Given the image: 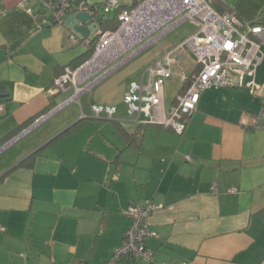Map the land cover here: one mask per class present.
<instances>
[{
  "label": "crops",
  "instance_id": "1",
  "mask_svg": "<svg viewBox=\"0 0 264 264\" xmlns=\"http://www.w3.org/2000/svg\"><path fill=\"white\" fill-rule=\"evenodd\" d=\"M46 1L0 0V264H106L131 224L124 210L146 200L157 206L148 226L157 234L145 242L153 258L118 264H264V129L244 125L264 108V42L255 91L204 90L177 134L134 121L123 95L149 87V68L170 52L169 109L165 84L171 106L187 86L179 71L198 70L183 44L197 26L188 20L191 31L173 41L167 34L184 21L151 32L141 45L156 42L101 59L77 88L57 90L54 79L81 67L88 47L53 21ZM117 1L128 9L146 0ZM208 2L264 26V0ZM118 14H104L99 29L115 31ZM91 105L114 108L115 118L91 116Z\"/></svg>",
  "mask_w": 264,
  "mask_h": 264
},
{
  "label": "built area",
  "instance_id": "2",
  "mask_svg": "<svg viewBox=\"0 0 264 264\" xmlns=\"http://www.w3.org/2000/svg\"><path fill=\"white\" fill-rule=\"evenodd\" d=\"M74 1L48 0L45 6L53 21L64 25L66 16L71 12H91L90 6L83 0L77 5H74ZM118 7L117 0H104L100 12L110 15ZM118 18L121 21L118 28L115 31H102L97 36L91 56L81 67L75 70L65 67L63 73L54 79L57 90L66 89L68 84L77 88L79 78L87 75L85 66L89 67L90 63L97 64L93 66L96 67L100 65V62H97L101 59L104 63L109 62L124 53L126 48L141 45L149 33L160 30V34H164L185 20H190L197 26V30L187 37L183 44L193 53L198 70L190 75L184 70L179 71L181 80L187 86L175 97L174 103L167 110L163 80L171 76L175 59L170 52H165V64L157 61L154 67L149 68L150 86L139 87L140 91L136 92L138 87L133 85L132 89L123 95L128 112L135 115L134 121L140 124L163 125L172 128L177 134H182L189 117L197 109L200 94L204 90L235 86L248 88L253 93L258 87L255 71L263 59L260 44L264 42V26L255 20H243L233 12L219 13L210 6L208 0H146L136 7L123 8ZM99 32L101 31L98 30ZM119 32L133 41L130 47L123 48V44H120L116 37ZM68 37L73 42L82 43L87 47L91 44L89 39L80 37L71 30ZM156 41L157 38H150L138 49ZM138 42L140 43L134 46ZM89 88L90 85L85 87L86 90ZM90 111L93 117L104 114L107 118H112L115 112L114 108L102 105H91ZM39 120L35 119V123ZM244 125L264 129V108L251 115L249 123ZM155 208L156 205L146 200L129 205L124 210L131 224L126 229L123 241L113 251L106 264H118L124 256L144 260L153 258V253L146 247L145 242L147 238L157 234L148 228L150 214Z\"/></svg>",
  "mask_w": 264,
  "mask_h": 264
},
{
  "label": "water",
  "instance_id": "3",
  "mask_svg": "<svg viewBox=\"0 0 264 264\" xmlns=\"http://www.w3.org/2000/svg\"><path fill=\"white\" fill-rule=\"evenodd\" d=\"M81 0H75L74 5H77ZM90 6L91 12L75 11L69 13L65 20L64 25L71 31L75 32L78 36L89 39L91 43L102 30L99 27L104 21V15L100 12V7L96 0H83ZM103 2V1H102ZM98 29L101 31L98 33ZM0 96L2 94L0 93Z\"/></svg>",
  "mask_w": 264,
  "mask_h": 264
},
{
  "label": "rangeland",
  "instance_id": "4",
  "mask_svg": "<svg viewBox=\"0 0 264 264\" xmlns=\"http://www.w3.org/2000/svg\"><path fill=\"white\" fill-rule=\"evenodd\" d=\"M187 22H189L188 20L187 21H184L183 23H181L176 29H174V30H172L169 34H167V37H166V41H173V40H176V39H174L173 37L174 36H182V34L183 33H185V32H190L191 31V26L187 23ZM142 42V41H141ZM140 42H138V43H136V44H134V46L135 45H137V44H139ZM163 43V42H162ZM130 47V46H129ZM130 48H132V47H130ZM129 48V49H130ZM128 48H126L125 50L126 51H128L129 50ZM125 51V52H126ZM112 53V52H111ZM114 54H116V53H113V55ZM117 58V56L115 57V58H113L112 60H114V59H116ZM100 64V63H99ZM116 71H118V69H115L114 71H113V73L112 74H110L108 77L107 76H105V78H103L102 80H100V82L102 83V82H104V81H106V80H108L110 77H111V75H113ZM99 82V83H100ZM173 90V89H172ZM169 91H170V88L167 86V84H165V94H166V103H167V106L168 107H170L169 105H170V99H169ZM171 93V92H170ZM166 106V105H165ZM167 107V108H168ZM128 109V108H127ZM168 110V109H167ZM128 111V110H127ZM129 113V112H128ZM129 114H131V113H129ZM132 115V114H131ZM92 116V115H91ZM112 118H115V117H112ZM93 120H95L96 121V119H93Z\"/></svg>",
  "mask_w": 264,
  "mask_h": 264
},
{
  "label": "trees",
  "instance_id": "5",
  "mask_svg": "<svg viewBox=\"0 0 264 264\" xmlns=\"http://www.w3.org/2000/svg\"><path fill=\"white\" fill-rule=\"evenodd\" d=\"M101 8V7H100ZM123 8L122 7H118V9H116L114 12H120L121 10H122ZM109 17V16H108ZM114 18H115V16H114ZM109 19H110V17H109ZM94 42H95V39L91 42V44H90V46L88 47V49H87V51H86V56H88V57H90L91 56V54H92V51H93V44H94ZM75 68H77V66H75ZM184 85H186V83H184ZM183 88H184V86H183ZM83 120L82 119H79L76 123H75V126H77L80 122H82ZM72 128H74V126L72 127H70L68 130H70V129H72ZM67 130V131H68ZM125 257H128V256H125ZM130 257V256H129ZM122 258V257H121ZM120 258V259H121ZM131 258H133V257H131ZM134 259V258H133ZM120 261V260H119ZM119 263V262H118Z\"/></svg>",
  "mask_w": 264,
  "mask_h": 264
},
{
  "label": "bare ground",
  "instance_id": "6",
  "mask_svg": "<svg viewBox=\"0 0 264 264\" xmlns=\"http://www.w3.org/2000/svg\"><path fill=\"white\" fill-rule=\"evenodd\" d=\"M147 10V9H146ZM146 10H144V11H146ZM117 39L119 40V42H120V44H123V48H126V47H128L133 41L130 39L129 40V37H127V38H125L124 37V34H121V32H119V33H117ZM97 38H95V40H96ZM101 60H99L97 63H99ZM92 64H94V63H90L89 64V66L90 65H92ZM86 68H88V65L87 66H85V69Z\"/></svg>",
  "mask_w": 264,
  "mask_h": 264
},
{
  "label": "clouds",
  "instance_id": "7",
  "mask_svg": "<svg viewBox=\"0 0 264 264\" xmlns=\"http://www.w3.org/2000/svg\"><path fill=\"white\" fill-rule=\"evenodd\" d=\"M103 14V13H102ZM99 30V29H98ZM102 31H105V30H102ZM97 38V37H96Z\"/></svg>",
  "mask_w": 264,
  "mask_h": 264
}]
</instances>
